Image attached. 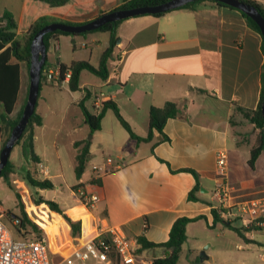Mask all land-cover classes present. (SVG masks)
<instances>
[{
	"label": "crops",
	"instance_id": "0c3cea01",
	"mask_svg": "<svg viewBox=\"0 0 264 264\" xmlns=\"http://www.w3.org/2000/svg\"><path fill=\"white\" fill-rule=\"evenodd\" d=\"M123 1L68 0L62 5L52 6L45 0H0V15L10 12L16 21V33L21 35L40 20L85 23L116 8ZM254 1L264 8V0ZM115 31L118 39L110 53L112 66L106 79L100 78L98 84L80 83V94L76 97L71 95L64 107L68 111L76 103L78 108L74 114L78 121L70 131L69 141L74 152V167L77 151L74 142L90 140L88 161L81 178H76V184L81 183L78 189L96 194L99 198L91 209L93 227L84 242L94 236L99 225L116 226L131 241L144 235L147 240L156 243L168 239L172 223L180 216L204 215L207 224L214 225L212 191L218 181L216 153L220 149L227 153L225 179L231 186L229 201L264 196V153L259 154L253 167L249 166V149L253 141L249 144V136L243 140L242 134L247 131L242 128L248 123L253 124L237 109H255L259 102L264 38L250 27L242 11L211 0H198L191 7L180 6L159 16L140 14L122 19ZM74 36L53 34L48 38V66L55 68L61 63L68 65L76 60L90 62L95 52L98 65L102 52L109 46L110 33H85L82 38L93 46L87 48V44L83 43L82 47L87 50L83 56L78 54ZM70 43L72 49L65 57V47ZM19 65L18 97L13 110L4 118L0 103V150L9 125L17 118L28 91L26 62L22 60ZM42 82V85L59 88L65 85L70 91L68 83L56 85ZM85 87L92 91L90 98L85 100V106L90 111H99L100 108L93 106L94 95L103 93V101H114L133 132L142 137L148 132L151 106H162L172 100L179 103L181 113L166 120L163 132L169 139L165 141L156 142L159 135L155 132L151 140L137 142L111 109L105 111L100 129L94 131L90 138H84L90 131L78 101ZM42 102L45 107L38 101L35 105L42 124L34 127L33 148L37 138L35 128L46 126L43 109H51L53 113L63 110L50 96L44 95ZM105 153H115L116 159L105 162ZM35 155L40 161L38 154ZM89 162L92 171L85 179ZM94 165H101L108 171L97 175ZM186 167L199 174V188L195 192L197 200L187 197L195 185L194 177L188 172L171 171ZM43 169L47 170L42 167L40 171ZM44 178L52 181L49 173ZM54 202L60 209V203ZM200 220L187 223L186 235L192 224ZM236 222L242 226L239 219L231 225L237 226ZM253 231L264 232V227L245 231V236L251 241L245 243L264 251V240L256 238ZM236 245L238 248L242 246L240 243ZM225 246L226 258L222 262L206 251L204 259L208 264H256L247 262L241 256L233 258L231 247L229 244ZM140 254L145 260L152 261L164 257L166 250L163 247L146 248ZM257 257L264 264V252H258Z\"/></svg>",
	"mask_w": 264,
	"mask_h": 264
},
{
	"label": "rangeland",
	"instance_id": "374dc122",
	"mask_svg": "<svg viewBox=\"0 0 264 264\" xmlns=\"http://www.w3.org/2000/svg\"><path fill=\"white\" fill-rule=\"evenodd\" d=\"M84 34L74 36V43L78 54L83 56L87 52L82 47L83 43L87 44V48L93 46L82 37ZM118 37H116V40ZM94 47H96L94 45ZM69 48V49H68ZM72 49L71 43L65 47L64 55L68 56V52ZM77 55V53H76ZM96 52L91 58V63L97 66ZM112 61L108 58L106 67L111 70ZM43 81L44 79L41 78ZM41 81V82H42ZM100 83L101 79L98 75L82 70L80 73V83ZM29 83V77H27ZM43 83V82H42ZM37 100L38 104L45 107L42 102L44 95L50 96L58 103V107L63 108L56 110L55 113L51 109H43L46 114V126L43 128H35L37 138L34 141V152L38 154L40 161L34 163L28 152L24 150L22 143L15 144L9 155V161L13 165L9 177L6 180L0 176V214L3 221L11 228L13 236L16 239L34 240L44 238L47 245L48 256L51 261L57 263L60 259L68 256L77 247L81 246L84 239H87L89 232L92 231V215L91 209L82 204L80 200L73 197L72 187L76 184V176L72 159L73 147L70 144V131L73 125L77 124L75 113L78 111L76 103L70 106L68 111L64 107L70 101L71 95L76 97L80 94V90L68 91L66 86H41ZM49 102V101H48ZM113 115V114H111ZM113 119L115 117L113 116ZM116 121V120H115ZM78 126V125H77ZM242 130H246L242 134V138H248L249 144L254 139L257 129L249 123L243 126ZM254 131V134L252 132ZM81 133V131H79ZM91 135V133H89ZM89 134L84 138H88ZM245 135V136H244ZM74 136H77L76 134ZM115 160V153H105L104 161L107 159ZM46 168L51 175L53 188H40L28 182L25 178L27 173L35 179H43L45 175L40 171V168ZM92 171L90 162L87 164V169L84 178L89 177V172ZM75 192V191H74ZM77 196L80 194L77 192ZM40 198L57 201L60 203V212L51 209L50 206L39 200ZM65 210L63 213L62 210ZM22 211L25 212L30 223L21 228L20 232L14 226V217L21 216ZM79 223V230L74 231L72 224ZM16 223V222H15ZM237 227L240 226L236 222ZM36 227L37 232L33 227ZM257 228V227H255ZM256 238L264 240L263 231H253ZM232 228L224 225L222 221L215 222L214 225H208L205 218H201L199 222L193 223L187 232L186 240L182 243L179 252L177 264H208L207 260L201 262L202 253L206 251L214 254L218 260H225V245L231 247L230 254L233 258L241 256L246 258L247 262L261 264L263 263L257 257L258 248L248 246L242 236ZM211 245H208L210 244ZM237 243L242 244L240 248ZM226 247V246H225ZM222 262V261H221ZM103 264V263H100Z\"/></svg>",
	"mask_w": 264,
	"mask_h": 264
},
{
	"label": "trees",
	"instance_id": "16d2710c",
	"mask_svg": "<svg viewBox=\"0 0 264 264\" xmlns=\"http://www.w3.org/2000/svg\"><path fill=\"white\" fill-rule=\"evenodd\" d=\"M52 6H58L66 3L68 0H45ZM167 0H124L120 5H118L114 9L119 8H129V7H135V6H141V5H152V4H158L161 2H164ZM213 2H216L220 5H226L223 3H220L218 1L211 0ZM244 2H247L249 4L254 5L257 10L261 13V15L264 17V8H262L258 3H256L254 0H242ZM197 1L186 3L185 5H182L181 7H191L194 3ZM229 6V5H228ZM165 12L162 13H155L152 15H162ZM244 17L247 19L248 24L250 27L255 29L261 34V31L259 29V26L257 23L252 20L251 18L247 17L245 13L242 12ZM121 20H117L116 22H108L103 24L97 29H93L90 31H84L82 33H78L75 35L85 34L92 31H108L110 33V40H109V46L102 52L100 61L97 66L93 65L87 60H76L72 61L70 64L65 65L63 63L60 64V72L61 76L64 71L70 70L71 75L70 79L68 81L67 87L70 91H77L80 90V73L82 70H88L96 75H98L101 79L105 80L108 76V69L106 67V62L108 58L110 57V53L113 50V46L116 44V25ZM49 23V21L46 20H40L32 25L30 30L25 33L18 35L16 33V21L13 17V15L10 12H3L0 15V103L3 107V117L7 116L13 108L16 103L17 97H18V90L20 85V65L19 62L24 60L27 65V70L29 69V58H30V43L32 40V37L34 34L45 24ZM53 34H70L65 31L61 30H54L51 32H48L44 35V43L46 45L47 49V41L48 38ZM264 46V42H263ZM47 64V58L45 60V63L42 66V69ZM42 72V70H41ZM42 73L40 76V83H39V90L42 85ZM84 94L82 98L78 101V106L80 107L84 120L89 128L90 133L92 134L94 131L100 129L101 126V119L107 109H111L116 118L119 120L120 124L124 127V129L129 133L130 137L135 139L137 142L140 141H149L153 138L154 133L157 132L159 135V138L156 142H161L168 140V136L163 132V127L168 118L177 117L180 115V107L179 103L176 101L168 100L166 101L162 106H151L149 108V117H148V132L146 136L142 137L137 134H135L128 124V122L122 117L120 114V111L118 109V106L114 101L111 100H105L102 102L101 107L98 112H92L85 106V100L90 98L92 95V91L89 88H83ZM28 92V91H27ZM264 94V67L262 70V90L259 102L257 104V107L255 109H245L238 107L237 109L242 113L243 117L251 122L253 126L257 129V132L255 133L254 140L250 146L249 149V159L248 164L250 167L254 166L256 158L259 156L260 153H264V119L261 112V104ZM27 93L23 102V106L17 116V118L13 121H11L9 125V129L6 133L5 141L8 138L10 131L12 127L17 123L19 120L24 104L26 102ZM42 124V117L40 114L34 110L32 115L29 118L28 124L25 127L22 135L18 139V141L15 144L22 143L24 150L28 152V155L32 159L34 163H38L39 160L37 159L34 151H33V136H34V127L39 126ZM2 128L0 126V132ZM4 141V143H5ZM3 143V145H4ZM2 145V146H3ZM89 146H90V140H81V141H75L74 147L77 148L76 154H75V167L74 172L77 179H80L84 170L86 163L88 161L89 157ZM162 162H165L162 159H159ZM168 165V164H167ZM13 168V165L10 163L9 159L2 169V172L0 176H3L6 180L9 177V173L11 172ZM172 172H188L190 173L194 179H195V185L193 188L188 192V199L189 200H197L198 198L195 195V192L198 191L199 188V174L197 171H195L192 168H180L177 170H171ZM25 178L28 180V182L34 186L40 187V188H53V183L48 178L43 179H35L31 176L30 173H27L25 175ZM96 182H98L96 180ZM82 186L81 183H78L72 187V189H76L78 187ZM39 200L47 203L51 209H55L60 212L59 207L57 204L49 199L40 198ZM207 204H211L209 201H205ZM211 213L213 215V224L217 221H222L225 226L234 229L240 236L243 237V239L246 242H251L250 239L245 236V231H251L253 228H255L253 225L249 226H232L230 222L223 220L217 213L216 209L214 207H211ZM204 218V215H198L196 217H187V216H180L174 220V222L171 225V228L169 230V237L164 242H153L146 239L144 235L137 236L135 238L136 242L139 244V247L137 249V252L140 253L143 251V249L146 248H154V247H163L166 250V255L164 257H157L154 258L150 264H177L179 252L181 249L182 243L186 240V225L188 222L195 221L197 219ZM13 221H16L14 223V226L16 227L17 231L20 232L21 228H23L26 224H29L30 221L27 218L24 211H22L21 216H15ZM80 224L73 223L72 227L74 231L79 230ZM147 225L145 223L144 228H146ZM34 231L37 232L36 227H33ZM108 257L111 261L115 262L116 264H121L118 260L117 255L113 250H110L108 253Z\"/></svg>",
	"mask_w": 264,
	"mask_h": 264
},
{
	"label": "built area",
	"instance_id": "2783aa9c",
	"mask_svg": "<svg viewBox=\"0 0 264 264\" xmlns=\"http://www.w3.org/2000/svg\"><path fill=\"white\" fill-rule=\"evenodd\" d=\"M41 73L43 81L56 85L68 83L71 75V71L66 70L61 76L60 66L54 68L47 64ZM102 102L103 93L95 94L94 108H100ZM107 161L110 163L111 160L108 158ZM216 165L218 181L212 191V199L215 201L213 207L218 215L230 223L239 219L243 226L264 227V196L230 202L231 186L225 179L227 153L224 149L217 151ZM93 169L97 175L108 171L101 165H94ZM42 173L48 174L45 169L42 170ZM74 191L75 199L80 200L88 208H92L99 199L96 194H88L80 188ZM77 192L80 197L76 195ZM138 247L139 244L126 238L118 227L99 225L96 227L93 237L74 249L68 256L54 263L48 256L44 238L40 237L34 240L14 238L11 228L3 221L0 214V264H116L108 257L110 250L115 252L121 264H150L151 261L145 260L137 252Z\"/></svg>",
	"mask_w": 264,
	"mask_h": 264
},
{
	"label": "water",
	"instance_id": "95a60500",
	"mask_svg": "<svg viewBox=\"0 0 264 264\" xmlns=\"http://www.w3.org/2000/svg\"><path fill=\"white\" fill-rule=\"evenodd\" d=\"M198 1V0H167L158 4L152 5H141L129 8H119L112 9L101 13L98 17L80 24H72L65 22L53 21L43 25L32 37L30 43V58H29V84L26 102L24 104L21 116L17 123L12 127L8 138L6 139L3 147L0 150V174L2 169L6 165L12 147L18 141L22 135L25 127L28 124L29 118L35 110L36 100L39 93V83L42 66L46 60V45L44 43V35L48 32L54 30H61L70 33V35H75L82 33L84 31H90L97 29L105 23L116 22L117 20H122L131 16L140 15V14H155L169 11L171 9L185 5L186 3ZM220 3L235 7L241 10L245 15L252 20H254L261 34L264 38V17L257 10V8L244 2L242 0H214ZM261 112L264 119V94L261 104ZM89 134V138H90ZM201 259L206 258V255L202 253Z\"/></svg>",
	"mask_w": 264,
	"mask_h": 264
}]
</instances>
